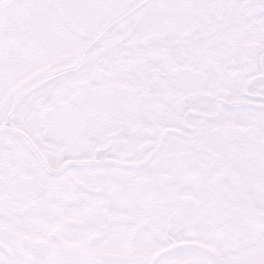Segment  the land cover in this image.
<instances>
[{
	"label": "snow or ice",
	"instance_id": "obj_1",
	"mask_svg": "<svg viewBox=\"0 0 264 264\" xmlns=\"http://www.w3.org/2000/svg\"><path fill=\"white\" fill-rule=\"evenodd\" d=\"M0 264H264V0H0Z\"/></svg>",
	"mask_w": 264,
	"mask_h": 264
}]
</instances>
